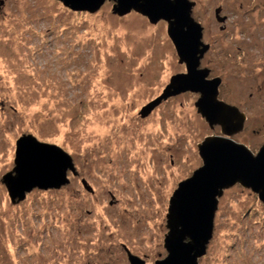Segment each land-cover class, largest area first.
<instances>
[{"label": "rangeland", "instance_id": "1", "mask_svg": "<svg viewBox=\"0 0 264 264\" xmlns=\"http://www.w3.org/2000/svg\"><path fill=\"white\" fill-rule=\"evenodd\" d=\"M193 1L209 13L200 18L206 42L215 39L205 80L221 79L218 101L245 116L230 138L256 155L264 144V0H228L226 34L210 21L223 0ZM114 4L88 14L57 0H0V264H129L127 253L145 264L164 260L169 201L203 166L198 145L222 136L198 112V92L145 113L185 68L163 21L116 15ZM24 135L61 148L75 172L60 189L12 203L2 178ZM212 233L198 264H264V205L250 189L223 191Z\"/></svg>", "mask_w": 264, "mask_h": 264}, {"label": "water", "instance_id": "2", "mask_svg": "<svg viewBox=\"0 0 264 264\" xmlns=\"http://www.w3.org/2000/svg\"><path fill=\"white\" fill-rule=\"evenodd\" d=\"M72 11L94 14L108 1L115 2L113 12L124 16L132 10L155 24L167 23V36L186 73L170 79L162 99L190 91L200 93L196 107L210 127L219 125L222 136L208 137L198 145L203 166L178 185L170 201L166 258L155 264H198L212 238L213 221L223 191L235 184L250 189L264 205V144L254 155L230 137L242 128L244 115L235 107L218 101L219 80H205L208 71L198 69L208 50L202 42V27L191 16L189 0H57ZM14 169L2 178L12 203L23 201L34 189L55 190L67 185V174L75 172L72 158L61 148L43 144L32 135L16 141ZM130 264L145 262L128 253Z\"/></svg>", "mask_w": 264, "mask_h": 264}, {"label": "flooded vegetation", "instance_id": "3", "mask_svg": "<svg viewBox=\"0 0 264 264\" xmlns=\"http://www.w3.org/2000/svg\"><path fill=\"white\" fill-rule=\"evenodd\" d=\"M190 1H192V3L194 4L193 5V8H192V13H191V16H192V18L198 23V24H200L201 25V27H202V42H203V44H205V45H208V47H209V49L207 50V52H205V53H203V55H202V57H201V59H200V65H199V68L201 69V68H203V67H201L202 66V64L205 62V60H206V56L208 55V54H210L211 55V53L212 52H214L212 49H211V47H213L212 45L214 44L213 42L215 41V39H213L212 41H211V43H207L206 42V35H205V31H206V27L203 25V23H202V20H200V18L201 17H205V13H207L206 11L204 12V16H202V15H200L199 14V12H200V9L203 7V6H201L197 1H193V0H190ZM214 1V0H213ZM227 3H228V0H223V3H219L217 6H214L213 8H212V11H213V13L211 14V17H210V21H212V25L214 26V27H216L220 32H222V33H224V34H226V32H228L229 31V28H230V18H231V15H232V13L234 12V9L233 8H231V7H229L228 8V5H227ZM243 4L242 5H240V8L242 9L243 8ZM200 8V9H199ZM210 10H211V8H210ZM210 10H208V12H210ZM233 10V11H232ZM211 13V12H210ZM237 12L235 11V14H236ZM207 14H209V13H207ZM246 15V13H244V15H243V18H244V16ZM209 19V18H208ZM149 21V20H148ZM161 21H163V20H161ZM158 23V22H157ZM161 23V22H160ZM163 23H165L166 24V27H167V23L165 22V21H163ZM156 24V23H155ZM213 30H215V28H213ZM207 41H209L208 39H207ZM173 45V44H172ZM177 55V54H176ZM220 55H222L221 54V52H220ZM181 66H184V68H185V65L182 63V64H180ZM185 72H186V68H185ZM185 72H180L179 74H183V73H185ZM211 74V72H210V70H209V75ZM212 78H218V77H212ZM221 83H222V81H221V79H220V85H219V87H218V93L220 92L219 91V89H221ZM220 94V93H219ZM237 109V108H236ZM238 110V109H237ZM239 111V110H238ZM239 113H240V111H239ZM128 254V253H127ZM128 263L130 264V262H129V260H128Z\"/></svg>", "mask_w": 264, "mask_h": 264}, {"label": "trees", "instance_id": "4", "mask_svg": "<svg viewBox=\"0 0 264 264\" xmlns=\"http://www.w3.org/2000/svg\"><path fill=\"white\" fill-rule=\"evenodd\" d=\"M59 2V1H58ZM85 13H87V12H85ZM89 14V13H88ZM36 190H38V189H36Z\"/></svg>", "mask_w": 264, "mask_h": 264}]
</instances>
